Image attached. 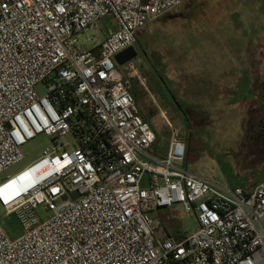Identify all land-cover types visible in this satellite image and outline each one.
<instances>
[{"label": "built area", "instance_id": "1", "mask_svg": "<svg viewBox=\"0 0 264 264\" xmlns=\"http://www.w3.org/2000/svg\"><path fill=\"white\" fill-rule=\"evenodd\" d=\"M186 1L0 0V175L37 135L73 139L0 183L19 229L9 237L0 223V264H264V182L246 191L194 174L177 133L153 155L136 68L126 63L123 77L114 59ZM108 16L115 30L84 49L77 35ZM34 168L32 186L11 193ZM175 204L194 215L192 233L163 234L151 214Z\"/></svg>", "mask_w": 264, "mask_h": 264}, {"label": "rangeland", "instance_id": "2", "mask_svg": "<svg viewBox=\"0 0 264 264\" xmlns=\"http://www.w3.org/2000/svg\"><path fill=\"white\" fill-rule=\"evenodd\" d=\"M194 1L184 2L174 12L192 10ZM200 6L203 10L199 16L192 17L185 13L183 19L175 21L172 16L174 12H171L136 34L135 47L138 53L132 64L138 69L140 77L147 78V90L155 98L159 91H163L167 98L173 100V95L178 102L177 105L173 104L175 111L171 109L174 106H169L171 110L166 113L162 111L164 117L158 110L147 109L146 118L154 127L156 135L151 153L160 156L166 152L171 136L177 133L185 142L187 164L191 172L227 185L253 187L264 179V150L256 149L254 146L258 141L250 137L261 117L264 119V110L252 114L246 127H243L244 120L240 121L243 119V105L225 103L232 97L225 90V82L233 72H239L242 77L247 73L249 76L245 81L251 84L244 85L242 92H262L264 0H211L209 4ZM224 14L225 27L228 26L232 36L239 39L237 44L240 47L225 49L200 46L201 42L192 36L198 32V26L212 24L211 21ZM114 28L113 19L108 16L77 37L87 50L97 45L108 30ZM235 44L231 42V45ZM118 69L125 73V65L118 66ZM150 77L151 81L148 80ZM136 81L132 80V86L138 93V105L147 108L150 105L149 95L144 88L143 92L136 88ZM37 91L43 94L45 86L38 85ZM240 92L234 93V100L242 98ZM54 143L69 148L73 139L70 136H57L54 139L44 134L35 136L21 147L24 159L4 171L0 175V183L36 162ZM259 159L261 161L253 165L248 161ZM36 213L41 220L52 215L43 205L36 208ZM151 214L161 220L163 234L183 236L192 233L197 227L194 215L182 212L180 205L175 204L170 209L156 210ZM0 223L9 237L19 230L15 216L7 214L1 206Z\"/></svg>", "mask_w": 264, "mask_h": 264}, {"label": "crops", "instance_id": "3", "mask_svg": "<svg viewBox=\"0 0 264 264\" xmlns=\"http://www.w3.org/2000/svg\"><path fill=\"white\" fill-rule=\"evenodd\" d=\"M211 0H195L193 3L195 4V7L192 8V10L187 11V10H183V11H177L174 12L175 10L171 11L174 12L172 14L173 18H175V21H178V19H183L185 17V13L186 15H190L192 17L194 16H199L201 10H203L202 8H200V5H205V4H209ZM171 12L163 15H169L171 14ZM215 15H218L215 14ZM162 16V17H163ZM187 16V17H188ZM160 17V18H162ZM158 18V19H160ZM113 23L115 25V22L113 20ZM204 23H206L204 21ZM212 24H202V26H198L199 30L198 32H194V34L192 35L193 37H195L197 40H199L201 42L202 47H206V48H220L223 47L225 49H228V47L233 46L234 48L236 47H240L237 43L239 42V39L235 38V36H232L233 33H231V31L229 30L228 26L225 27V14L224 15H220L219 18L217 20L211 21ZM116 28V26H115ZM114 28V30H115ZM110 30V29H109ZM236 34V33H235ZM231 42L236 43L235 45H231ZM232 48V47H231ZM136 68V67H135ZM121 75L123 77L127 76V71L125 70V73L120 72ZM136 73L137 75L134 76L132 78V80H137V87L136 88H140L139 90H143V88L145 89V91L148 93V97H149V101L148 103L150 104L149 106H147V108H141L138 105V96H137V91H135L136 89H134L133 87V96L135 99V102L137 104V107L139 109V112L142 116L146 117V113L148 110H150V108H153L154 110H158L160 111V113L162 114L161 116L164 117V112H168L172 109V111H175V102L174 100H170L169 98H167V96L163 93V91H159L158 92V96L157 98H155L154 94H152V92L147 90V85H145V82L147 83V78H142L139 76L138 74V69H136ZM262 75V74H260ZM249 76V74L245 73L243 75V77L239 74V72L232 73V76L229 77L227 83L225 82V90L229 93V95H232L231 98H229L225 103H228L230 105H243V114L242 117L243 119L240 120L243 123V127H246L247 121L250 119V116L252 114L256 115L257 112H260L262 109L264 110V86H262V92L258 93L257 90L251 91L249 94H245V92H242L244 89V85H249V83H247V81H245V78H247ZM261 77V76H260ZM150 79V80H149ZM151 77L148 78L149 81H151ZM241 91V92H240ZM244 91H248L247 89H245ZM143 92V91H142ZM242 93V97L241 99H233L234 93ZM236 96V95H235ZM233 99V101H232ZM177 100V99H176ZM175 104V105H173ZM148 105V104H147ZM169 106H174L171 109H169ZM148 109V110H147ZM177 109V108H176ZM164 111V112H162ZM234 111V110H233ZM230 111V112H233ZM229 112V111H228ZM247 114V116H246ZM242 117H240L239 119H241ZM263 117H261V121L259 122V125H257L256 130L254 131V134L252 135V137L256 141H258V143L256 142L255 144V148H261L262 150H264V119H262ZM247 136V135H245ZM249 137V136H248ZM164 154L166 152H163ZM252 159V158H251ZM264 159V158H263ZM251 161V164L253 163H258L261 160H248ZM186 163H187V159H186ZM252 164V165H253ZM264 182V179L261 180L258 184H254L253 187H250L251 185H239V184H233V185H227L229 187H241L246 191H250L253 190L256 186L260 185L261 183Z\"/></svg>", "mask_w": 264, "mask_h": 264}, {"label": "water", "instance_id": "4", "mask_svg": "<svg viewBox=\"0 0 264 264\" xmlns=\"http://www.w3.org/2000/svg\"><path fill=\"white\" fill-rule=\"evenodd\" d=\"M137 53L138 50L135 47H129L127 49H125L124 51L118 53L117 55H115V62L117 63L118 66H123L126 63L136 59L137 57ZM78 197L77 192H73L70 194V198L72 200L76 199ZM63 200L66 199V197H62Z\"/></svg>", "mask_w": 264, "mask_h": 264}, {"label": "bare ground", "instance_id": "5", "mask_svg": "<svg viewBox=\"0 0 264 264\" xmlns=\"http://www.w3.org/2000/svg\"><path fill=\"white\" fill-rule=\"evenodd\" d=\"M34 170L35 168L27 172L26 174H23L18 178L12 180L11 183L7 186V188L10 189V192L15 193L19 190H28L32 186V182L29 179V174Z\"/></svg>", "mask_w": 264, "mask_h": 264}, {"label": "trees", "instance_id": "6", "mask_svg": "<svg viewBox=\"0 0 264 264\" xmlns=\"http://www.w3.org/2000/svg\"><path fill=\"white\" fill-rule=\"evenodd\" d=\"M132 92H133V91H132ZM171 97L173 98L175 104H178L176 98H175L173 95H171ZM141 117L143 118L144 121L149 122L148 118H146V117H144V116H142V115H141ZM149 123H150V122H149ZM164 155H165V154H164L163 152L160 154V156H164ZM161 224H162V223H161ZM175 236H177V237H181L182 234H181V235H175Z\"/></svg>", "mask_w": 264, "mask_h": 264}]
</instances>
